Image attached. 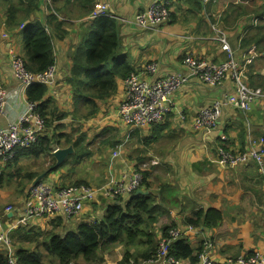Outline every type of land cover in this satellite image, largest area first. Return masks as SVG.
I'll return each mask as SVG.
<instances>
[{"label": "crops", "instance_id": "obj_1", "mask_svg": "<svg viewBox=\"0 0 264 264\" xmlns=\"http://www.w3.org/2000/svg\"><path fill=\"white\" fill-rule=\"evenodd\" d=\"M79 1L81 0L65 3L62 0L57 3L61 10L60 14L58 13L59 19L65 22L64 28L68 34L63 39L54 41L56 82L48 86L46 96L55 99L59 113L69 114L55 122L54 126L58 125L57 132H65L75 138L81 133H86V143L90 142V144L85 145L92 154L77 160L74 152L68 155L67 164L58 171L50 170L56 163V160L54 164L46 160L51 157L50 155L20 156L9 167L7 163H0L2 165L0 173L3 169L9 172L11 169L22 168L25 172H42L39 175L46 173L42 180H47L59 188L71 185L72 182L74 184L78 180H83L82 183L97 188L101 185H98V179L94 180V177L102 176V173L91 168L74 171V167L69 169V163L77 160L71 162L77 168L78 165L82 167L80 164L86 158L93 159V163L103 159L106 165L104 174L106 179L113 178L119 182L131 175L138 164L158 158L160 164L149 170H153L152 173L147 171L148 185L140 190L143 191L142 195L150 193L158 204L159 216L155 228L160 241L164 236L163 227L174 224L176 228H184L188 225L187 217L194 215L195 212L202 210L206 213L216 210L222 214L218 225L196 226L197 231L191 233V237L188 238L193 246L200 244L204 246L206 241L211 242L212 254L218 264H223L230 258L250 256L255 250L264 252V173L261 172L256 161H251L248 166L240 165L236 168L219 166L217 163L219 147L232 152L244 151L251 144L249 136L254 138L264 136V97L257 100L251 111L247 113L235 105H225L219 124L213 131L196 130L193 128V121L200 110L233 93L235 83L229 77L219 86H210L197 77H191L174 93L169 103L170 110L162 123L133 130L119 120L118 107L125 97V84L124 80L118 79L117 93L108 101L98 102L99 112L95 117L74 118L70 114L75 109L72 86L68 80L72 66L70 52L79 43L84 32L83 24L90 21L88 16L91 13L85 11ZM155 1L159 0H95V5L108 4L111 17L120 22V54L125 56L136 73L145 79H151L185 71L183 60L187 53L215 62L226 60L227 53L216 40L217 33L213 28L214 23L218 21L228 33L230 46L245 71L247 83L252 87H259L256 86L259 83L264 86V50H261L264 49V40L260 42L261 49L256 48L254 42L249 47H241V40L255 32L257 25L254 24V20L259 18L258 25L262 24L264 15L258 16L255 13L239 15V11L237 12L235 8L240 6L254 8V2L259 4L263 1L220 0L218 4L208 5L205 9L199 0H179L171 7L170 21L157 29H139L123 21L124 18L130 19L136 13L143 12ZM227 4L228 6L225 7ZM49 7H52V3L43 0L41 13L38 16L33 15L31 22L41 20L48 15ZM52 10L56 13L53 8ZM22 19L20 15L18 20ZM6 21L7 11L2 4L0 5V76L2 86L10 96L6 113L0 116V127H6L10 121L17 119L25 110L28 101L27 89H23L11 67L10 50L14 49L20 55L24 51L22 29L20 26L13 31ZM28 23L26 21L23 25ZM4 32L9 33L11 37L9 40L2 36ZM152 62L158 63V71L154 75L145 69L146 65ZM259 88L264 91V88ZM129 131H132L131 134ZM126 132L129 138L123 140L121 136ZM130 138L131 141L127 145ZM107 140L110 141L104 144ZM65 142L66 136L59 137L55 148L69 147L64 146ZM119 147L120 153L114 157V151ZM51 159L54 162L53 157ZM67 169L73 171L68 172ZM14 182L16 181L3 183V187L0 186V192L2 189L10 188L11 191V188H14L17 193L13 196L17 203L16 207L12 204L13 212L6 213L5 209L1 208L2 202L0 203V222L3 226L1 230L8 229L25 214L26 194L28 195L31 183L26 189L27 193L23 195L15 188ZM3 197L4 195L0 194V200ZM5 197L8 198L9 195ZM112 202V199L98 196L86 204L82 217L89 215L88 221H91L102 216L107 205ZM5 214L8 215L6 221ZM84 217L83 219L87 220ZM54 218L37 219L29 225L46 229L47 223ZM65 220L68 222V227H75L79 223H72L71 219ZM146 250H148L147 245H140L135 247L133 253L138 256ZM123 257V247H113V250L105 255V263L119 264ZM138 264L171 263L157 258L146 261L140 259ZM181 264H190V260L181 259Z\"/></svg>", "mask_w": 264, "mask_h": 264}, {"label": "trees", "instance_id": "obj_2", "mask_svg": "<svg viewBox=\"0 0 264 264\" xmlns=\"http://www.w3.org/2000/svg\"><path fill=\"white\" fill-rule=\"evenodd\" d=\"M60 1L62 0H52V7H49L50 13L41 20L31 22L33 15L38 16L41 13L43 0H0V5L3 4L6 8V23L11 30L14 31V28L20 27L26 21L29 22L21 30L24 37L22 57L28 71L39 73L55 65L54 41L63 39L68 34L64 28L65 22L58 16L61 10L57 3ZM63 1L68 3L71 0ZM79 4L85 11L90 12L95 7V0L85 2L81 0ZM253 6L254 8L247 6L235 8L237 12L239 11V15L249 13L264 15V1L259 4L254 2ZM52 8L59 14L54 13ZM20 15L22 20H18ZM83 27L84 32L79 43L70 52L72 66L68 80L72 86L75 106L70 114L74 118L89 119L98 114V102L108 101L117 93L118 79L125 80L135 70L125 56L120 54L121 25L116 18L99 17L86 21ZM263 40L264 21L262 24H257L253 34L241 40V47H249L254 42L257 45L256 48L261 49L259 45ZM256 86L264 88L261 83ZM48 90L47 85L38 83L27 88L29 101H41L40 113L46 119L47 130L36 144L20 149L7 163V167L13 165L20 156L40 157L46 154L53 157L52 152L56 149L58 138L64 136H66L64 146H74V157L77 160L92 154L88 147L90 142L86 143V133H81L75 138L65 132H57L58 125L54 126L55 122L69 114L59 113L55 99L46 96ZM110 140L105 141L104 144ZM53 160L54 164V157ZM68 160L54 171L65 166ZM40 173L42 172H25L22 168L11 169L9 172L3 169L0 173V186L3 187V183L19 180L18 192L24 195L27 193L29 184ZM146 173L141 188L148 185ZM82 182L84 181L78 180L74 184ZM158 216V204L154 197L150 193L142 195L136 190L127 196L113 199V202L107 205L104 214L91 221H88L89 215H87L85 216L87 220L83 219L75 227H68L66 218L58 216L50 221V227L46 229L36 225L20 226L11 232V237L19 264H103L106 253L117 246H122L124 249V257L119 264H129L131 260L138 264L140 259L146 261L157 257L160 239L155 224L158 223ZM4 217L6 221L8 215L5 214ZM221 218L222 214L219 211L210 210L205 213L200 210L187 217L186 224L195 227L202 224L207 227L217 226ZM174 227H176L174 224L163 227V235ZM140 245H147L148 250L135 256L133 250ZM39 247L45 248L47 253L44 255ZM202 250V244L193 246L188 239H179L172 244L170 255L180 260L189 259L190 264H198L199 253ZM0 264H8L7 255L3 251L0 252Z\"/></svg>", "mask_w": 264, "mask_h": 264}, {"label": "built area", "instance_id": "obj_3", "mask_svg": "<svg viewBox=\"0 0 264 264\" xmlns=\"http://www.w3.org/2000/svg\"><path fill=\"white\" fill-rule=\"evenodd\" d=\"M52 3V0H44ZM179 0H159L150 4L143 12L123 21L139 29H157L171 19V7ZM206 9L208 5H215L220 0H199ZM57 14V13H56ZM58 15V14H57ZM60 16V15H59ZM111 17L109 5L97 3L88 16V20L99 17ZM220 17V15H219ZM218 17V18H219ZM259 18L254 20L257 25ZM25 25H21V29ZM217 33L216 40L221 44L223 51L227 53V59L215 62L205 57H199L193 53H187L183 60L185 71L169 73L162 77L151 79L143 78L139 73L133 72L124 80L125 97L118 107L119 120L131 129L143 128L162 123L170 110L169 103L176 91H178L191 77H197L203 83L210 86H219L227 78L234 80L233 93L225 98L216 100L212 104L200 110L193 121V128L213 131L219 124L222 110L225 105H235L245 113L250 112L255 102L264 97V91L259 87L250 86L245 79V71L235 57L228 33L218 24L213 25ZM2 36L10 39L9 33ZM11 67L13 74L27 89L32 84H45L52 86L56 82L57 67L53 65L47 70L33 73L26 68L25 61L16 50L11 49ZM146 71L154 75L158 71V63L152 62L146 65ZM10 93L0 87V116L7 110ZM47 130L46 119L40 113V102L27 101L23 113L15 120L10 121L6 127H0V163H6L16 156L20 149L29 148L40 141L41 136ZM132 130V131H133ZM132 131H129L131 134ZM251 138V144L244 151L232 152L223 147L217 150V163L219 166L236 168L240 165L248 166L251 161H256L261 172L264 173V136ZM120 153V147L114 151V157ZM160 159L152 158L142 164H138L132 174L123 181H115L113 178L101 187H93L88 184H74L66 187H56L47 180L39 181L30 187L25 200V214L10 225L8 229H2L0 222V252L3 251L8 258V264H19L16 249L11 237V232L19 226H27L29 223L42 218H54L57 216L72 219L84 211L87 203L98 196L116 199L127 196L141 189L145 173L152 167L160 164ZM6 213L13 212V207L8 205ZM197 231V227L187 225L184 228L174 227L161 238L158 247L157 258L164 259L171 264H181L180 259L170 255L172 244L179 239H188L191 233ZM213 244L206 241L203 250L199 253L198 264H218L212 254ZM107 264V263H103ZM129 264H136L133 260ZM223 264H264V252L255 250L250 256L230 258Z\"/></svg>", "mask_w": 264, "mask_h": 264}, {"label": "rangeland", "instance_id": "obj_4", "mask_svg": "<svg viewBox=\"0 0 264 264\" xmlns=\"http://www.w3.org/2000/svg\"><path fill=\"white\" fill-rule=\"evenodd\" d=\"M260 1H264V0H260ZM228 6V4L227 5H225V7H227ZM224 7V8H225ZM220 12H222V11H220ZM219 12V13H220ZM137 14V13H136ZM218 17H219V15H218ZM211 21V20H210ZM213 24V23H212ZM19 40V39H18ZM133 73V72H132ZM142 129V128H141ZM122 137V139L123 140H127L128 138H129V134L126 132L123 136H121ZM130 141H131V138L129 139V141L127 142V145L130 143ZM98 148L100 147V145L99 146H97ZM100 155V153H98V156ZM131 155H132V153H131ZM46 160L47 161H50L51 162V164H53V162H52V159H51V157H48V158H46ZM95 160V159H94ZM9 162V161H8ZM8 162H6V163H8ZM71 162H76L75 160H73V161H71ZM69 163L70 165H69V169H71L72 167H74V171H78L79 169L80 170H87V169H92V170H96L97 172L99 171L100 173H102L103 175L102 176H96V177H94V180H96V179H98V185H101L102 186V184H106L108 181H109V179L107 180L106 179V177L104 176V174H105V169H106V165H105V161L102 159L100 162H95V163H93V159H90L89 160V158H86L85 160H83V162L80 164V165H82V167H79V165L77 166V168H76V165H72V163ZM0 166H2V165H0ZM69 169H67V171L69 170ZM71 171H73V170H69L68 172H71ZM151 171H153V170H151ZM151 171H149L150 173H152ZM16 182H14V186H15V188L16 189H18V188H20V181L19 180H15ZM103 182V183H102ZM73 183V182H72ZM72 185V184H71ZM71 185H67V186H71ZM101 186H98V187H101ZM0 194H3L4 195V197L0 200V203L2 202V209L4 208H6L8 205H12V204H15L14 205V207H16V202L14 201V199H13V196L15 195V194H17L16 193V191H15V189L14 188H11V191H10V188H7V189H2V192H0ZM6 195H9V197L8 198H6L5 196ZM12 207H13V205H12ZM13 207V208H14ZM84 213V211L82 212V213H80L78 216H75V217H73L70 221L72 222V223H74L75 222V224L77 223V222H80V221H82V219H83V217H82V214ZM85 213H86V211H85ZM84 215H86V214H84ZM78 219V220H77ZM30 224V223H29ZM79 224V223H78ZM50 225V222H48L47 223V227L46 228H48V227H50L49 226ZM21 226H23V225H21ZM40 227V226H39ZM70 227V226H69ZM69 229V228H68ZM67 229V230H68ZM34 244V243H33ZM39 250H42V252H43V254L44 253H47V251H46V249L45 248H41V247H39ZM45 255V254H44Z\"/></svg>", "mask_w": 264, "mask_h": 264}, {"label": "water", "instance_id": "obj_5", "mask_svg": "<svg viewBox=\"0 0 264 264\" xmlns=\"http://www.w3.org/2000/svg\"><path fill=\"white\" fill-rule=\"evenodd\" d=\"M74 152H75V150H74L73 145H69V147H66V148H56L52 152V155L55 158L56 163L51 167L50 170H54L57 167L61 166L65 162V160L68 157V155H70V154H72ZM45 175H46V173L41 174L38 177H36L34 179V181L31 183V186L30 187L35 186L39 181H41L45 177ZM138 192L140 194H143V193H141V192H143L141 190H138Z\"/></svg>", "mask_w": 264, "mask_h": 264}]
</instances>
